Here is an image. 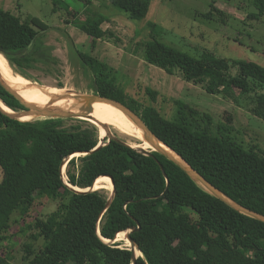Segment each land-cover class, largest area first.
Returning <instances> with one entry per match:
<instances>
[{"label": "trees", "instance_id": "1", "mask_svg": "<svg viewBox=\"0 0 264 264\" xmlns=\"http://www.w3.org/2000/svg\"><path fill=\"white\" fill-rule=\"evenodd\" d=\"M110 1L131 19L145 18L150 8V0ZM213 3L203 17L224 21L225 11ZM252 6L255 11L248 18H264V0H252ZM67 10L73 17L67 23L73 21L91 36L92 48L111 34L102 27L107 16L99 11L87 12L82 19L78 10L70 6ZM149 25L157 27L153 22ZM48 28L38 17L25 23L0 7V53L19 73L38 83L31 72L58 63L53 47L40 33ZM144 52L147 62L169 73L178 71L185 80L235 105L264 85V65L255 61L225 58L208 50L193 54L155 37L146 43ZM75 53L90 75L92 93L131 107L216 187L264 214V155L237 141L228 132L230 125L222 122L213 132V115L181 100L175 102L174 118L168 119L155 106H142L127 96L109 64L79 49ZM148 92L155 99L156 92ZM0 98L16 111L25 109L1 84ZM252 102V113L264 119V94ZM225 117L231 121L234 116ZM67 120L76 122L67 124ZM153 155L106 136L100 138L99 127L88 120L23 121L0 110V246L13 214L19 210L30 217L39 195L58 201V206L45 218L37 216L29 222L31 232L23 246L27 264H133L130 246L106 241L116 240L122 232L117 239L121 238L124 230L139 224L140 230L132 233L142 253L137 264H264L263 221L210 194L164 155L156 151ZM104 179L115 188L108 207L111 193L106 188L81 192L70 187L86 189ZM0 264H13L1 249Z\"/></svg>", "mask_w": 264, "mask_h": 264}, {"label": "rangeland", "instance_id": "2", "mask_svg": "<svg viewBox=\"0 0 264 264\" xmlns=\"http://www.w3.org/2000/svg\"><path fill=\"white\" fill-rule=\"evenodd\" d=\"M54 1L0 0L1 8L17 15L23 22H29L35 16L49 26L40 33L44 42L53 47L52 52L58 63L32 71L40 81L31 80L35 85L86 105V101L76 98L79 93H92L89 89L90 75L75 53V49H79L113 67L118 85L127 96L135 98L142 106H155L163 116L173 119L177 100L190 103L213 115V132L218 124L225 122L230 125L227 126L228 132L237 141L245 147H254L264 155V119L251 111L254 107L252 98L264 94V85H258L243 97L240 105H235L222 95L209 94L203 85L185 80L178 71L169 73L147 62L144 52L146 43L155 37L185 52L197 54L200 50H208L221 57L255 61L264 65V18H248V13L255 11L252 0H150L148 14L143 19L129 18L126 12L111 4L110 0H62L56 1V4ZM212 1L217 8L225 11L224 21L218 17H203L210 11ZM68 6L78 10L82 19L91 11L106 15L107 20L102 27L111 33L109 37L98 40L92 48L91 36L75 27L73 21L67 23V18L73 20L68 14ZM152 22L157 24L155 29L149 25ZM9 66L14 74L25 77L10 62ZM148 89L156 92L155 99ZM228 113L234 116L232 122L225 117ZM73 122L76 121L67 120V124ZM109 126L114 135L128 143L139 142L126 130ZM99 132L101 138L104 132L100 127ZM2 178L0 168V182ZM105 188L112 194L110 184H106ZM36 196L31 216H24L17 210L13 214L6 238L1 243L0 249L12 258L13 264H27L23 259V246L31 232L29 222L37 216L45 218L58 206L56 200ZM127 232H124V238ZM125 239L115 241L123 242L121 246H130V241Z\"/></svg>", "mask_w": 264, "mask_h": 264}, {"label": "water", "instance_id": "3", "mask_svg": "<svg viewBox=\"0 0 264 264\" xmlns=\"http://www.w3.org/2000/svg\"><path fill=\"white\" fill-rule=\"evenodd\" d=\"M0 84L10 94L15 96V98L21 104H23V106L25 107V109H21L18 111L14 110V109H13L14 111H9V110H6L0 106V110L3 113H5L6 115L10 116L11 118L20 119L19 118L20 115H30L32 117L30 120L40 118V117H45V118H79V119L88 120V121L94 123L95 125L103 128L105 130V133H106L105 136L108 138L109 141L110 140L119 141L125 145H128L130 147H133V148L139 150L140 152H143L146 155L154 156L153 151H156V152L164 155L166 158H168L169 160L176 163L191 179H193V181H195L204 190H206L210 194L214 195L215 197L219 198L220 200L225 202L227 205H229L233 209L264 222V214L257 212V211H254V210L242 205L241 203L237 202L233 198L229 197L227 194H225L218 187H216L201 172H199L188 161H186V159H184L180 154L175 152L170 146H168L165 142H163L154 133V131L148 126V124L144 121V119L142 118V116L139 113H137L135 110H133L131 107L124 104L123 102H121L117 99H114V98H110V97L100 95L98 93H79L78 97H76V98L79 100L83 99L82 101H86V106L83 109L78 110V111L65 110L62 108L54 109V108H50V107L45 106V105L37 104V103L31 102V101L25 99L18 91H16V89H14L4 79L1 72H0ZM97 102H102V103L105 102V103L112 104L113 106H115L119 110L123 111L131 120H133L143 130L147 140L150 142L153 149L152 150H146V149L136 148L133 145H131L130 143H128L126 140L114 135L110 129L109 124H107L106 122H103L102 120H99V119L95 118L94 116H92L91 113L93 111L94 104ZM158 142L161 145H158L157 144ZM101 145H103V141L100 142L98 147H100ZM66 165L67 164H65L63 166V173L66 171ZM160 165L164 171L163 165L162 164H160ZM106 176H108V175H106ZM113 185H114V183H113ZM70 187H72L73 189H75L77 191H80L73 186H70ZM91 190H96L95 184L89 188H86L84 191H81V192H88ZM114 191H115V188H113V190H112L111 197L108 199V201L106 203V207H108L111 204L112 199L114 197ZM140 228H141V226L139 224V226L136 228L131 227L127 230H124L126 232L128 231L126 234V237L130 241V250L133 252V258H134L133 264H137V258L139 255H136L137 244H136V241L134 240V238L132 236V233L137 231V230H140ZM111 241H115V240H111Z\"/></svg>", "mask_w": 264, "mask_h": 264}, {"label": "bare ground", "instance_id": "4", "mask_svg": "<svg viewBox=\"0 0 264 264\" xmlns=\"http://www.w3.org/2000/svg\"><path fill=\"white\" fill-rule=\"evenodd\" d=\"M0 72L4 77V79L14 89H16V91H18L25 99L31 102L45 105L54 109L62 108L65 110H75V111L81 110L86 106L77 101L70 100L63 95L50 93L46 89L38 87L37 85H35V83H33L30 79L26 77L17 76L10 68L9 62L6 60V57L2 53H0ZM104 105H108V106H104ZM0 106L6 110L14 111L12 108L7 106L1 99H0ZM91 114L95 118L102 120L103 122H106L111 126L112 125L117 126L122 128L123 130H126L129 133V135L137 138L139 142L131 144L134 147L139 149H146V150L153 149L152 145L147 140L143 130L133 120H131L123 111L119 110L112 104L105 102L103 103L97 102L94 104L93 111ZM19 118L23 121H27L30 120L32 117L30 115H20ZM100 129L103 130L104 132V135L101 138H104L106 134L105 130L101 127ZM157 144L161 145L159 142ZM75 155H80V153H76ZM111 180L104 179V180H100L98 183L96 181L95 188L96 189L105 188L106 184H110L113 190L114 185ZM75 188L80 191L85 190L78 188L77 186ZM120 234L116 237V240L127 238V237L124 238V234H123L121 238L117 239L120 236ZM125 240L128 242L127 239ZM139 254L142 253L138 248H136V255Z\"/></svg>", "mask_w": 264, "mask_h": 264}]
</instances>
